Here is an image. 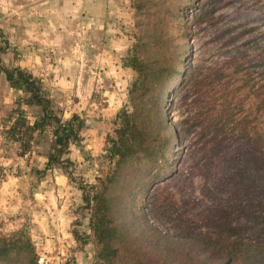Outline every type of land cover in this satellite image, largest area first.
<instances>
[{
  "label": "rangeland",
  "instance_id": "obj_1",
  "mask_svg": "<svg viewBox=\"0 0 264 264\" xmlns=\"http://www.w3.org/2000/svg\"><path fill=\"white\" fill-rule=\"evenodd\" d=\"M132 51L162 63L177 54L181 68L155 83L156 112L150 92L143 99L142 147L160 143L164 156L124 163L107 191L109 218L138 236L145 255L190 264L193 231L220 208L244 202L226 180L229 156L257 155L264 170V144L256 151L242 138L264 135V0H0V67L27 69L62 118L75 112L82 119L71 163L39 172L49 132L24 154L2 134L17 91L0 70V233L22 228L36 261H95L80 186L112 169L104 153L119 109H132ZM22 108L31 120L36 108Z\"/></svg>",
  "mask_w": 264,
  "mask_h": 264
},
{
  "label": "trees",
  "instance_id": "obj_2",
  "mask_svg": "<svg viewBox=\"0 0 264 264\" xmlns=\"http://www.w3.org/2000/svg\"><path fill=\"white\" fill-rule=\"evenodd\" d=\"M174 59L176 61L162 63L157 58H142L135 51L126 57V63L135 73L128 88L132 109L121 107L116 114L115 135L110 138L104 153L112 160V169L95 176L96 182L80 186L95 245L93 264H159L154 253L144 254L138 236L129 232L122 221L119 225L109 218L107 191L119 179L124 163L138 165L139 160L150 161L156 158L155 151L160 157L164 156V147L160 143L155 150L142 147V134H145L143 99L145 93L150 92L147 101L154 112L158 110L155 83L158 79L166 83L180 73L179 55L176 54ZM0 70L8 85L17 91L11 114L3 121L2 134L16 141L18 154H24L37 143V136L48 131L49 147L44 154V167L39 172L52 166L69 165V145L79 139L82 119L75 112L62 118L41 80L27 69L15 65L1 66ZM22 105L36 108L31 120L25 116ZM242 138L256 151L264 144V135L260 131L245 132ZM140 147L142 152H139ZM228 160L233 168L226 180L232 186L231 192L244 202L235 211L231 207L220 208L202 230L193 231L186 247L190 264H264V170L257 155L250 157L244 151H234ZM231 211L236 214L232 215ZM72 234L75 239L84 241L76 230H72ZM164 261L163 264H169ZM0 264H40L36 261L31 239L22 228L0 233Z\"/></svg>",
  "mask_w": 264,
  "mask_h": 264
},
{
  "label": "built area",
  "instance_id": "obj_3",
  "mask_svg": "<svg viewBox=\"0 0 264 264\" xmlns=\"http://www.w3.org/2000/svg\"><path fill=\"white\" fill-rule=\"evenodd\" d=\"M46 258H44V256L42 255H38L37 256V262L40 263V264H46Z\"/></svg>",
  "mask_w": 264,
  "mask_h": 264
},
{
  "label": "crops",
  "instance_id": "obj_4",
  "mask_svg": "<svg viewBox=\"0 0 264 264\" xmlns=\"http://www.w3.org/2000/svg\"><path fill=\"white\" fill-rule=\"evenodd\" d=\"M20 2H22V1H20ZM14 4H15V6H17V5H19L20 3H19V1H16V2H14ZM5 203L3 202V200L2 199H0V207L2 208V206L1 205H4Z\"/></svg>",
  "mask_w": 264,
  "mask_h": 264
}]
</instances>
